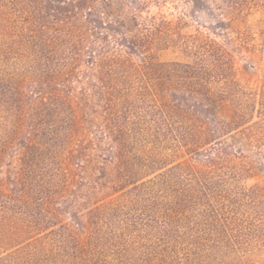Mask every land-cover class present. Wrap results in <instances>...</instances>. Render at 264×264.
Here are the masks:
<instances>
[{"label":"rangeland","instance_id":"rangeland-1","mask_svg":"<svg viewBox=\"0 0 264 264\" xmlns=\"http://www.w3.org/2000/svg\"><path fill=\"white\" fill-rule=\"evenodd\" d=\"M0 264H264V0H0Z\"/></svg>","mask_w":264,"mask_h":264},{"label":"trees","instance_id":"trees-1","mask_svg":"<svg viewBox=\"0 0 264 264\" xmlns=\"http://www.w3.org/2000/svg\"><path fill=\"white\" fill-rule=\"evenodd\" d=\"M226 1L230 2V0H226Z\"/></svg>","mask_w":264,"mask_h":264}]
</instances>
